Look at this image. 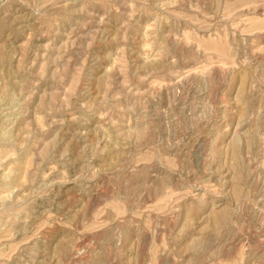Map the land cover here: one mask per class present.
<instances>
[{
	"label": "rangeland",
	"instance_id": "obj_1",
	"mask_svg": "<svg viewBox=\"0 0 264 264\" xmlns=\"http://www.w3.org/2000/svg\"><path fill=\"white\" fill-rule=\"evenodd\" d=\"M0 264H264V0H0Z\"/></svg>",
	"mask_w": 264,
	"mask_h": 264
}]
</instances>
